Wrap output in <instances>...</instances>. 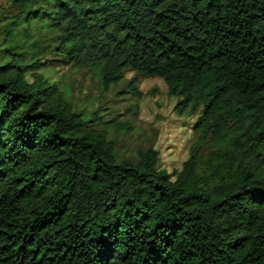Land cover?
Segmentation results:
<instances>
[{
	"label": "trees",
	"instance_id": "16d2710c",
	"mask_svg": "<svg viewBox=\"0 0 264 264\" xmlns=\"http://www.w3.org/2000/svg\"><path fill=\"white\" fill-rule=\"evenodd\" d=\"M0 43V264H264V0H12ZM40 35L48 42L40 51ZM51 52L104 90L160 77L201 111L180 171L117 160L97 111L27 74ZM29 56H31L29 58ZM122 92L140 94L138 76Z\"/></svg>",
	"mask_w": 264,
	"mask_h": 264
},
{
	"label": "rangeland",
	"instance_id": "374dc122",
	"mask_svg": "<svg viewBox=\"0 0 264 264\" xmlns=\"http://www.w3.org/2000/svg\"><path fill=\"white\" fill-rule=\"evenodd\" d=\"M11 2L0 0V43L6 17L13 12ZM40 38V51L43 52L48 42L43 35ZM41 74L55 81L74 108L86 118L97 111L101 123L92 121L91 125L108 131V137L116 143L119 161L137 162L139 150L153 148L159 152L160 166L174 174L181 170L197 141L199 132L195 124L201 111L180 113L176 109L178 97L169 93L166 82L160 77H145L127 71L120 83L104 90L100 77L94 71L67 64L48 50L42 55V66L29 72L27 77L31 80ZM135 75L138 76L140 94L122 92L128 80Z\"/></svg>",
	"mask_w": 264,
	"mask_h": 264
}]
</instances>
